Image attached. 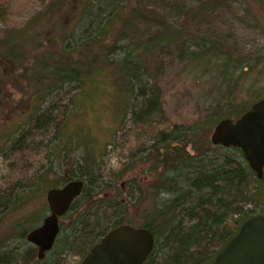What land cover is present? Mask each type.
I'll list each match as a JSON object with an SVG mask.
<instances>
[{"label":"trees","instance_id":"obj_1","mask_svg":"<svg viewBox=\"0 0 264 264\" xmlns=\"http://www.w3.org/2000/svg\"><path fill=\"white\" fill-rule=\"evenodd\" d=\"M126 2L46 0L24 22L12 25L0 14V164H17L25 154L36 162L23 182L10 177V182L0 184V216L48 187L71 179L83 181L62 215L67 222L59 221L55 240L43 257L35 256V246L24 234L40 222L45 203L38 217L33 211L11 221L2 232L0 264H62L63 251L81 257L107 229L118 223L135 225L127 216L122 191L115 188L110 197L99 195L118 177L105 165L109 150L102 144L87 145L75 134L83 124L75 97L88 81H99L96 73L113 64V83H127L126 103L117 116L122 119L119 128L151 130L147 143L128 154L130 163L149 161L154 176L144 193L150 196V205L135 225L148 229L155 240L143 264H209L239 224L263 210L245 206L264 197L263 175L255 176L238 147L209 141L219 118L236 117L262 96L251 87L244 89L246 99L239 94L238 78L251 68L235 66H240V75L231 73L223 88L218 85L208 113L159 126L164 117L156 79L161 53L174 51L179 61L202 67L212 57L222 58V71L231 58L218 53L209 40L188 49L178 37L180 30L160 20L159 30L138 44L153 59L152 69H147L126 31L142 15L139 5H132L120 26L114 27ZM74 116L80 119L71 126ZM107 143L114 148L112 141ZM48 174L54 177L49 180ZM142 195L129 181L125 199L134 203ZM15 238L26 244L6 247Z\"/></svg>","mask_w":264,"mask_h":264},{"label":"rangeland","instance_id":"obj_2","mask_svg":"<svg viewBox=\"0 0 264 264\" xmlns=\"http://www.w3.org/2000/svg\"><path fill=\"white\" fill-rule=\"evenodd\" d=\"M45 1L0 0V14L4 13L5 24H19L31 16ZM132 5H139L142 15L133 21L130 29L126 30L127 36L135 46L134 51L140 53L142 64L147 69H152L153 59L138 44L159 30L160 20L180 30L178 37L184 40L188 49H195L209 40L216 45L218 53L222 52L224 56L228 55L231 58L222 71V58L212 57L202 67L186 60L179 61L174 57V51L161 53L157 57L159 68L156 79L160 85L164 117L159 126L208 113L214 102L218 85L223 88L225 80H228V75L231 73L232 77L240 75V66L235 67L236 65H241L243 69L248 66L251 68L246 75H240L238 78L240 96L246 99L247 94L245 95L244 89L250 87L254 88L258 95H264V0H127L121 8V18L127 15ZM148 8L155 9L158 14L150 15L146 10ZM121 18L114 25L116 29L123 20ZM113 65L103 67L94 75V79L99 81H88L75 97L78 110L83 115L81 120L83 124L75 129V134L80 135L78 139L87 145L102 144L109 150L105 165L117 171L118 177L99 195L110 197L115 193V188L122 191L120 197L127 204V216L131 218L132 224L136 225L142 216V211L150 205L151 198L144 193L154 176L153 170L148 166L149 161L133 160L130 163L128 154L147 143L151 130L143 127L137 130L119 128L122 119L117 116L126 103L127 83L121 80L113 83L115 70ZM17 96L18 94H14L15 98H18ZM78 119L80 118L77 116L72 117L70 125L72 126ZM74 136L71 133V138ZM109 141L115 144L113 149H110L111 144L107 143ZM186 150L191 151L188 146ZM35 163L30 154L20 157L17 164L9 165L7 161L2 162L1 186L5 185L6 181L10 182V177L22 182L26 180ZM262 175L261 185L264 187V166ZM53 177L54 175L48 174L49 180ZM129 181L134 191L139 188L143 194V197L137 198L134 203L128 202L124 197ZM44 193L45 189L42 194L31 197L16 210L1 215L0 235L7 230L11 221L19 217L33 211L35 217H38L42 212V204H46ZM245 206H255L254 210L263 209L257 211V214L264 213V197L256 205ZM46 213L47 210H44L43 215ZM67 220L62 216L59 218L63 223ZM14 244L24 246L26 243L15 238L8 240L6 247ZM60 255L64 256L62 264H74L81 258L68 250Z\"/></svg>","mask_w":264,"mask_h":264},{"label":"water","instance_id":"obj_3","mask_svg":"<svg viewBox=\"0 0 264 264\" xmlns=\"http://www.w3.org/2000/svg\"><path fill=\"white\" fill-rule=\"evenodd\" d=\"M209 141L236 146L256 177L264 166V95L252 101L236 117L219 118L209 133ZM83 181L67 180L45 190L47 213L28 229L24 238L35 246V256L42 258L50 249L59 229V218L79 194ZM155 244L153 234L142 226L118 223L107 229L78 264H143ZM209 264H264V213L244 219Z\"/></svg>","mask_w":264,"mask_h":264},{"label":"flooded vegetation","instance_id":"obj_4","mask_svg":"<svg viewBox=\"0 0 264 264\" xmlns=\"http://www.w3.org/2000/svg\"><path fill=\"white\" fill-rule=\"evenodd\" d=\"M41 259V258H40Z\"/></svg>","mask_w":264,"mask_h":264}]
</instances>
